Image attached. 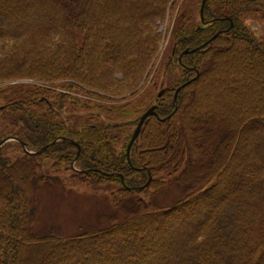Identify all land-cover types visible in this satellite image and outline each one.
<instances>
[{
  "label": "trees",
  "instance_id": "1",
  "mask_svg": "<svg viewBox=\"0 0 264 264\" xmlns=\"http://www.w3.org/2000/svg\"><path fill=\"white\" fill-rule=\"evenodd\" d=\"M171 1L0 0V82L40 83L14 87L13 98L0 91V141L15 138L31 153L47 146L37 155L13 141L0 148V264H264V40L232 25L236 13L258 0H214L231 10L225 27L207 35L179 31L177 51L195 48L209 31L220 33L183 56L189 68H182L181 84H187L175 101L168 91L156 99L158 115L146 119L128 159L130 136L124 152L110 147L136 126L110 122L138 119L152 107V97H142L135 112L131 102H110L136 96L139 103L140 82L159 45L156 23ZM211 5L205 1L204 16L214 15ZM223 51H229L223 70L213 71ZM69 91L110 104L87 106ZM69 107L93 110L76 118ZM217 127L229 134L230 151L216 143ZM236 143L240 166L220 177L228 165L213 155L223 147L230 158ZM6 148L22 155L8 157ZM41 155L53 166L72 163L78 176L94 179L88 182L117 184L114 201L125 217H107L72 236L36 230L37 192L55 186L41 177ZM168 186L181 197L170 206L154 204ZM146 189L151 203L134 204L133 194Z\"/></svg>",
  "mask_w": 264,
  "mask_h": 264
},
{
  "label": "rangeland",
  "instance_id": "2",
  "mask_svg": "<svg viewBox=\"0 0 264 264\" xmlns=\"http://www.w3.org/2000/svg\"><path fill=\"white\" fill-rule=\"evenodd\" d=\"M205 1L206 0H172L170 2V8L166 11L164 19L161 21L159 20L156 23L157 33L160 34L159 45L157 51L154 53L153 58L149 63L143 80L140 82V92L137 93V97L141 94L139 96V99L141 98L139 103H137L138 99H136V96H132L131 98H126L125 100H121L120 98H118L117 101L110 102L111 104L122 105L126 104L127 102H131V106L135 112L137 111V107L140 104H144L143 98L149 100L152 97V101H150L149 105L156 107L154 116L157 117L158 114L156 111L158 109V104H156V99L162 98L163 92L168 91V95H173L172 100L175 101L178 92L181 90L177 89L182 85L181 81L185 76L182 73V68H189L184 64L185 59L183 58V56L191 54H183L185 50H191V48L189 47L183 50L180 49L179 51L176 50L179 45L177 44L179 42V38H176V35H178L179 31L181 32L183 30L185 31L184 34H186V32L188 31L191 32L198 29H202L203 32L204 30L208 31L209 29H213L212 31H217L219 28L222 29L227 25V23H229L227 19L229 18L228 16L230 15L229 12H231V10L224 11V8L218 9L215 4L216 1L214 0H211L213 5L211 9L214 15H211V17L204 16L203 7ZM221 4L225 5L224 2H221ZM251 8L252 9L247 12L241 11L240 13H236L237 15H235L233 23L231 20L230 22L232 23V25L234 24V22H238V24L240 23L245 29H247L251 36H253L257 40H264V0H258V2L253 4ZM203 18H206V20L203 21ZM224 19H226L227 21ZM212 31H209L205 41L203 43H199L195 48L203 45L200 49H198L202 50L220 33L216 32L213 36H211ZM220 31L222 32V30ZM206 33L207 32H204V35H207ZM211 46L213 48L218 47L217 43H214ZM174 53L176 54L174 55ZM227 53H229V51L221 52V58L219 62H211V68L213 71L214 68H216L218 71L223 70V62L229 57V54ZM218 76L220 77V74ZM31 85H40V83L34 82L31 79L19 78L10 82H0V91L4 92L2 94L4 97L13 98L14 96L12 92L14 91L12 90H14V87H26ZM70 93L76 101L87 104V106L94 104H110L109 101H99L100 99L87 94H78L74 91H71ZM119 93V91L116 92V94ZM1 105L2 104L0 100V106ZM149 105L147 107H150ZM174 106L175 107L173 111L176 110V105ZM92 110H90L91 112L88 111V109L75 111L72 109V107H69L68 109V111L70 112L69 115L76 118L80 116L82 118L84 114L88 115L89 113H92ZM140 116L138 117V119L133 117V119L131 118L126 120L117 119L110 123H115V125L136 123L135 125H137L138 121L136 120H139ZM69 119L70 120L69 122H67V124L69 126L75 125V118ZM102 122L107 123L108 121L105 120ZM90 123H92V121ZM215 125H218L217 122ZM133 126L134 125L128 126L126 127V129L124 128L125 132H121V134H118L116 142L110 143V147L114 150L124 152V147L127 139L129 136L131 137L136 127ZM217 129L218 136L215 139L216 143L218 144V146H226L227 150L230 151V148L232 147L230 146L229 142L231 138L228 139L229 134L226 132V130H222L221 132V127H217ZM206 141H209L210 143L211 140L206 139ZM236 144L237 145L234 146V149L231 152L230 158H228V156L226 157L227 150L224 151L223 147H219V150L216 151L217 153H214L213 155V157L222 158L220 162L224 164L226 163V165H228V171H226V174L224 173V175L221 173L222 175L220 174V177L227 176L229 178L233 173H230L231 170L229 168H239L240 166V154L238 153L239 143ZM12 149L13 148L5 149V153L8 157L15 158L19 155H22L20 151L13 152L11 151ZM53 161L55 162L54 159H50L49 157L42 155L37 158V164L43 168H41L42 170L39 171L41 173L42 179L49 181L52 180L55 186L45 188L37 192L35 216L36 230H40L42 228L53 230L59 236H72L77 235L83 229L85 230L92 228L95 225H102L103 223L105 224L107 222V217H117L118 221L122 220L125 217L124 214H122V212L120 211L119 204L117 202L118 200L114 201V198L117 195L119 189V186L117 184L109 183L98 185V183L88 182L94 179L92 177V179L90 177L85 178L83 175L78 176L76 174L77 170L74 168L75 166L72 163L65 164L64 162L60 161L56 166H53ZM181 167L183 168V165H181L180 168ZM186 167L187 166H185L184 168L186 169L187 173H190L191 170L197 169V167L195 166L187 168ZM0 175H2V173ZM145 191L146 192L141 191L133 194L134 197L132 199L134 201V204H136L138 200L144 202L145 204L151 203V200L147 195V193L151 190L146 189ZM216 193L218 194V192ZM217 194H215V199L217 198ZM180 197L181 193H179L177 189L163 187L159 195L155 197L152 202L154 204L165 207L170 206ZM209 197H211L210 194ZM127 207H130V205L127 204Z\"/></svg>",
  "mask_w": 264,
  "mask_h": 264
},
{
  "label": "water",
  "instance_id": "3",
  "mask_svg": "<svg viewBox=\"0 0 264 264\" xmlns=\"http://www.w3.org/2000/svg\"><path fill=\"white\" fill-rule=\"evenodd\" d=\"M202 46H203V45H201L200 47H197V48L191 49V50H189V49H188V50H185V51L183 52V54H187V53L195 52V51H197L198 49H200ZM185 84H187V83H184L183 85H181L177 90L181 89L183 86H185ZM159 94H160V93H159ZM155 109H156V107H155V106H152V107H150L149 109H147V110H146V111L140 116V118H139V120H138V122H137V125H136V127H135V129H134V131H133V133H132V135H131V137H130V139H129V142H128L127 146H126V157H127V159H128V156H129L130 149H131L133 143L135 142V140L137 139V137H138V135H139V133H140V130H141L142 125L144 124V122L146 121V119H147L148 117H151V116H154V115H155ZM11 141H13V142H17V143H20V144L22 145L24 151H25L26 153H28V154H34V155H37V154H40L41 152H43V151L47 148V146H45V147H43L40 151H37V152L31 153V152H28V151L25 149V145H24L23 143L19 142L17 139L12 138V137H7V138L1 140V141H0V148H1L4 144H6V143H8V142H11ZM77 147H78V146H77ZM141 188H142V187H140L139 190H140Z\"/></svg>",
  "mask_w": 264,
  "mask_h": 264
}]
</instances>
